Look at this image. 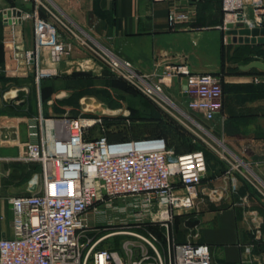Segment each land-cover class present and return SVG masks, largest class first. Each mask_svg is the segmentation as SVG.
<instances>
[{
  "label": "built area",
  "instance_id": "1",
  "mask_svg": "<svg viewBox=\"0 0 264 264\" xmlns=\"http://www.w3.org/2000/svg\"><path fill=\"white\" fill-rule=\"evenodd\" d=\"M154 1L171 2L168 12L171 26L195 15L194 10L179 9L178 0ZM248 3L258 12L255 20L245 16ZM262 4V0H223L226 16L233 17L225 19L223 28H227L229 21L236 22L238 13L244 14V21L248 20L250 25H257L255 21L261 23ZM9 9L10 16L4 12V71L10 77L34 73L39 97V113L29 117L27 124L31 139L15 160L40 164L41 187L9 198L14 214L12 236L1 235L4 214L0 209V264H212L207 244L195 239L177 241L172 228L178 212L197 207L201 192L214 200L224 196L221 188H200L207 170L205 152L196 149L178 153L161 136L114 141L107 135L91 137L92 126L101 118L47 115L40 94L41 79L51 73L44 65L45 55L51 64L60 62L73 50V41L65 37L61 28L77 34L51 10L50 18H46L37 9L25 11L16 6ZM26 19L34 24L33 49L25 46ZM104 58L113 72L158 103L170 99L165 93L166 84L184 78L188 109L210 121L222 115L224 89L220 74L194 72L185 62H167L160 72L150 75L108 49ZM1 163L0 157V167ZM128 196L134 197V201L124 208L132 210L119 221L111 219L110 225L126 224L129 220L134 221L135 227L159 225L165 231L163 242L152 231L145 234L134 229L82 234L89 228L91 210L102 214L100 203L112 207L117 198ZM244 201L255 235L260 239L264 216L251 204L249 194ZM116 234L135 238L123 242L126 255L101 246Z\"/></svg>",
  "mask_w": 264,
  "mask_h": 264
},
{
  "label": "crops",
  "instance_id": "2",
  "mask_svg": "<svg viewBox=\"0 0 264 264\" xmlns=\"http://www.w3.org/2000/svg\"><path fill=\"white\" fill-rule=\"evenodd\" d=\"M52 3L67 19H109L95 36L105 41L106 49L130 60L142 73L154 75L167 62H185L194 72L221 75L222 115L210 121L193 111L203 124L194 118L195 123L207 125L203 129L215 142L205 140L211 153L207 156V170L200 188L218 187L224 191L221 200L211 199L201 192L195 208L201 218L197 241L209 246L212 264H264V225L259 239L247 217L248 205L244 201L249 194L251 204L264 216V198L258 197L249 183L255 184L250 175L258 179L260 185L259 179L264 177V67L249 66L255 60L264 64V42L233 40L227 28H223L227 17L233 19L231 15L226 16L223 0H178L179 9L194 10L195 15L174 26L168 20L170 1L55 0ZM262 3L260 12L264 18V0ZM12 6L29 11L35 4L34 0H0V209L4 214L1 235L5 236L14 234L9 198L37 190L38 184L30 188V183L41 171L38 163L15 160L31 139L27 124L29 117L39 113V97L34 73L8 79L4 71V12ZM245 12L250 20L258 16L250 3ZM40 15L51 16L44 10ZM244 23L249 24V21ZM255 23L264 25L263 21ZM61 29L65 37L73 41V50L55 64L45 55L44 65L51 73L44 77L53 90L45 106L47 115H74L73 106L65 98L72 95L73 83L78 77L86 84L100 81L106 86L112 76L110 69L96 59L90 46L82 42V35L74 36L67 29ZM23 31L25 46L33 49L35 36L31 19L23 22ZM76 72L79 75H74ZM184 88V78H175L165 85L169 95L186 99ZM127 93L119 94L124 100L107 104L109 112L124 110L123 116H130L132 109L150 113L141 100L143 105L140 106L127 104ZM217 145L225 148L221 151ZM235 163L241 164L245 171L235 169ZM254 186L264 194L261 187Z\"/></svg>",
  "mask_w": 264,
  "mask_h": 264
},
{
  "label": "rangeland",
  "instance_id": "3",
  "mask_svg": "<svg viewBox=\"0 0 264 264\" xmlns=\"http://www.w3.org/2000/svg\"><path fill=\"white\" fill-rule=\"evenodd\" d=\"M54 1L55 0H34L35 7L29 11L37 9L38 12L41 13V11L44 10L47 11L49 14V10L53 11L62 21L68 23L69 26L73 29V31H75L79 35H82L84 37L83 39L87 43H89V45L95 51L97 50L99 51V53H101L99 55L98 53L93 51L94 56H96V59L98 58L99 60L103 61L105 66L110 69L109 65L106 63L104 58L107 52V49L105 47V41H103L102 38L100 39L95 36V34L99 32L101 28H103V26L105 25V21L109 19H67L61 15L59 7L52 3ZM11 4L14 5V3ZM110 71L112 73L111 81L110 83L108 81L106 86L100 81L89 82L86 84L82 80L78 79L75 83H73V85L75 86L74 90L72 91V95L65 98L66 101L71 103V105L73 106L74 115L76 114L77 116L94 118L96 120L98 118L102 119V121L97 120L96 124L92 126L90 131L91 137L107 135L109 138L113 139L124 137H136L145 134H163L172 140L179 141L182 145L181 147L184 150L199 147L200 141H211V143H215L210 139L211 135L207 133L206 130L199 127L198 124L195 123L196 121L193 120L195 118L196 120L202 123V119H198L195 116V113L192 110L188 109L186 99H184L183 97H173L171 94L169 95L167 90H165V93L170 97L171 102L161 100V102L158 103L154 99L149 98V96H143V92L140 89L135 86V88H132V84L128 82L125 78L113 72L111 69ZM122 79L126 80L128 83ZM51 91L53 90L50 89L48 92H50L51 94ZM127 91H130L129 93H127V104L140 106L143 105L141 104V101L147 102V111L150 112L147 119L141 121H134L132 118H129V116L122 115V113L125 112L124 110L116 113L109 112V110L107 109V104H110L111 101L114 103L118 102V100H124V98L119 96V94ZM179 107L182 109V111L179 109ZM143 108L146 109V107ZM183 111L186 114H184ZM202 126L208 127L207 125ZM194 139H197V142ZM217 148L221 150L225 147L223 145H217ZM235 164L237 165L235 169H242L243 171H245L241 164ZM250 177L251 181L255 182V184L249 182L251 188L253 189V191L255 190L258 197L261 196L262 198H264V194L258 189H256V186H254L257 185L261 187V189L264 191V177H262V179H259L261 180V185L259 181H257L258 179L255 180L254 177H252L251 175ZM35 178L36 180L30 183V188L34 187L37 182L38 190L41 187V179L38 173ZM132 201H134V197L128 196L125 198H117L114 201V206L112 207L107 206L104 203H100L99 206L104 209V213L96 214L95 211L91 210L89 228L88 230L83 231L82 234L91 236L95 234L99 235L112 230L134 229L145 234L152 231L160 238L161 242H163L165 231L164 227L161 226L155 227L150 226L149 224H143L141 226L135 227L134 221L132 220H129L126 224L119 222L116 225H110L109 221L111 219L119 221L121 217L127 216V214L132 210V208H129L127 211L124 207ZM177 216L179 218H177ZM200 220V212L195 208L178 212L175 215V220L173 221L174 223L172 227L177 241H184L187 239L198 240ZM105 228L108 229L105 230ZM127 239L135 238L129 234H116L104 240L101 243V246L118 249L122 254L126 255L123 247V242Z\"/></svg>",
  "mask_w": 264,
  "mask_h": 264
},
{
  "label": "trees",
  "instance_id": "4",
  "mask_svg": "<svg viewBox=\"0 0 264 264\" xmlns=\"http://www.w3.org/2000/svg\"><path fill=\"white\" fill-rule=\"evenodd\" d=\"M2 47H3V51H4V56H5V50H4V44L2 42ZM5 58V57H4ZM74 75H79V72H76L74 73ZM16 77H10L8 76V79H15ZM47 78L43 77L41 79V84H40V94H41V99H42V105H43V110L45 112V106H46V103L48 101V98L50 96V92H48L51 87H52V84L48 83L46 81ZM78 79H80V77H78ZM124 80V79H122ZM126 81V80H124ZM127 82V81H126ZM128 83V82H127ZM131 85V84H130ZM132 88H135L134 85H131ZM130 92V91H129ZM143 96H146L148 97L146 94L142 93ZM150 98V97H149ZM144 102V101H143ZM146 105H147V102H144ZM46 113V112H45ZM150 113H147V114H143V113H140V111H135L134 109H132V112L129 116V118H132L134 121H141V120H144V119H147L148 115ZM152 115V113H151ZM141 116V117H140ZM195 134V133H194ZM144 136H161V137H164L167 142H168V145L171 146V147H174L176 152L178 153H181V152H187V151H192V150H196V149H202L204 152H205V155H206V159H207V156L211 153L209 147L207 146L206 142L204 141H200L199 142V147H195V148H192V149H189V150H184L181 146V143L177 140H172L170 139L169 137L163 135V134H145V135H141V136H136V137H124V138H109V140L111 141H114V140H123V139H129V138H139V137H144ZM196 142H197V139H194ZM203 140V139H202ZM37 164V163H36ZM177 218H179L177 216ZM176 218V219H177ZM179 221V220H178ZM150 226H155V227H158L159 225H151L149 224Z\"/></svg>",
  "mask_w": 264,
  "mask_h": 264
},
{
  "label": "water",
  "instance_id": "5",
  "mask_svg": "<svg viewBox=\"0 0 264 264\" xmlns=\"http://www.w3.org/2000/svg\"><path fill=\"white\" fill-rule=\"evenodd\" d=\"M11 14H12V10L8 9L7 15L10 16ZM244 20H245L244 14L238 13L235 20L236 22L229 21L227 23V33L233 36V40L246 41V42H256V41L264 42V25L260 26V25L245 24ZM263 23H264V18H263ZM253 65L264 67V64L258 60L251 62L249 66H253ZM186 82L187 80L184 79V83ZM179 109L182 111L180 107ZM183 113L186 114L184 111ZM198 126L204 128L202 125H198Z\"/></svg>",
  "mask_w": 264,
  "mask_h": 264
},
{
  "label": "bare ground",
  "instance_id": "6",
  "mask_svg": "<svg viewBox=\"0 0 264 264\" xmlns=\"http://www.w3.org/2000/svg\"><path fill=\"white\" fill-rule=\"evenodd\" d=\"M164 98H166V97H164ZM166 100H167L168 102H171V100H170L169 98H166Z\"/></svg>",
  "mask_w": 264,
  "mask_h": 264
}]
</instances>
